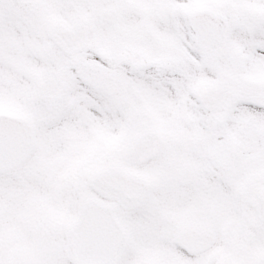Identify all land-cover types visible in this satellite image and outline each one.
Instances as JSON below:
<instances>
[{"label":"snow or ice","instance_id":"snow-or-ice-1","mask_svg":"<svg viewBox=\"0 0 264 264\" xmlns=\"http://www.w3.org/2000/svg\"><path fill=\"white\" fill-rule=\"evenodd\" d=\"M0 264H264V0H0Z\"/></svg>","mask_w":264,"mask_h":264}]
</instances>
